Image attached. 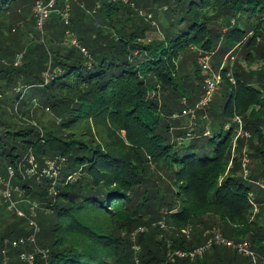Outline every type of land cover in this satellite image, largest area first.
Returning <instances> with one entry per match:
<instances>
[{
  "label": "trees",
  "instance_id": "16d2710c",
  "mask_svg": "<svg viewBox=\"0 0 264 264\" xmlns=\"http://www.w3.org/2000/svg\"><path fill=\"white\" fill-rule=\"evenodd\" d=\"M38 1L0 0V178L40 205L33 264H252L219 244L191 257L211 230L263 255L264 0H55L42 30ZM221 47L261 67L204 70ZM217 73L220 100L197 109ZM0 227L1 263L28 232Z\"/></svg>",
  "mask_w": 264,
  "mask_h": 264
},
{
  "label": "built area",
  "instance_id": "2783aa9c",
  "mask_svg": "<svg viewBox=\"0 0 264 264\" xmlns=\"http://www.w3.org/2000/svg\"><path fill=\"white\" fill-rule=\"evenodd\" d=\"M54 4H55V0H50L48 4L41 2V1L36 2V5H35L33 11H34V13L38 19L39 30H42L43 25H44V20L46 19L48 14L51 12ZM67 17L68 16H66V18ZM72 43L74 45H77V43L75 41H72ZM82 51H84V50H82ZM228 58H230L231 62L233 63L234 57L231 56V53L226 56L225 60ZM209 61H210V56H204V57L199 59V62L203 66L204 70H208V71L211 70ZM224 66H225V64L222 65L221 69H223ZM220 82H221V77L218 73L213 75L210 79H207L205 81V93L201 99L200 104L197 106V109H200L203 106H206L211 101L213 94L218 90ZM234 122L239 123V129H240V132H239L240 135L239 136L243 135L244 133L241 129L240 119L235 118ZM226 128L229 129V125H227ZM29 162H30V165L32 167L26 171H23V172H27L28 177H35V176L40 177V175L36 169V165H34V163H33V160L31 159V160H29ZM41 174H42L41 176L47 177L50 180H52L53 183L56 181L57 173L55 171L53 163H49L48 166L42 171ZM13 176H14V174L12 172H10V177L7 180H3L0 178V189L3 188V191L0 190V196H2L4 198L5 202L8 205V210H10V211H13V207H12V204L9 202V200L16 197L17 199H19V202H20V199H21V195L18 194L19 189L13 187V185H12V177ZM23 177L25 178L26 176H23ZM15 194H16V196H15ZM23 201L25 203L28 202L27 200H23ZM32 204L33 203H31L30 209H29V207H28V209L30 210L31 215L35 216L37 214H35L34 211H35L37 206L36 205L32 206ZM35 204H37V203H35ZM28 205H29V203L27 204V206ZM253 205L255 207L254 214H256L258 209L256 208L255 204H253ZM34 221L30 220L32 232L27 238H24L21 241L19 240V242H13V243L5 242V245H9L13 248H18L21 246V244H24V245H26L28 243L29 244H35L36 243V237H37L38 233L40 232V229L38 227L36 219ZM214 244H219V245L230 248L231 250L242 255L243 257L250 259L252 264H257L258 262H261L262 264H264V254L260 255L258 252H256L252 248V246L249 242L230 240V239L225 238L222 234H220L218 232H211V237L208 239L205 246L196 250L195 253L191 255V257L202 255L203 252L208 251ZM34 250H37V247H35V249H33V251ZM35 255L36 254L32 251L29 252L28 250H24V251H21L20 253H18L17 259L20 262H24L27 264H33V262L35 260ZM0 264H15V263L11 262L9 252L2 250V259H1Z\"/></svg>",
  "mask_w": 264,
  "mask_h": 264
},
{
  "label": "rangeland",
  "instance_id": "374dc122",
  "mask_svg": "<svg viewBox=\"0 0 264 264\" xmlns=\"http://www.w3.org/2000/svg\"><path fill=\"white\" fill-rule=\"evenodd\" d=\"M159 36H160L159 32L154 33V34L151 33V34L148 35L149 39L158 38ZM224 51H225L224 47H221L220 49L217 50V52L215 53V55L212 56V60H210V62L212 63V66L215 67V68H217V70H219L221 68V65H224V63H225V60H224V58H225L224 57ZM232 52H233V50L230 53H231V56L234 55V60H235V62L233 61L234 62V66L239 65L245 72L255 71V70H257V69H259L261 67V63H256L255 65L251 66L250 68L247 67V62L245 61V56H246L247 52L244 50V48L243 49H240L236 53L235 52L232 53ZM193 61L194 60L192 59V57H189L188 56L185 59V62L183 63V66L181 67V71L184 74H186V75L188 74L190 76L191 82L194 84V88L196 86H198V89H199L201 87L202 82H204V81L200 82V81H198L199 79L197 80V78L195 77L193 71H196V67L193 65ZM226 66L227 65H225V67ZM200 72H201L200 73L201 76L205 75L204 72L202 73V70L201 69H200ZM219 87H220V85H219ZM223 88H224V84L222 85V88L221 89L223 90ZM222 90H220L219 92L217 90L213 94L210 102H214V101H217L218 102L220 100V97H221L220 95L222 93ZM223 101L224 100H222V102ZM195 103H196V99H195ZM46 113H48V111H46ZM188 117L187 116H182V114H180V113H177L176 114L175 121L178 122V125H176V127H175L176 130L175 131L181 130V131H186L187 132L188 129H192L193 127L195 128V122L194 121H190V118H188ZM234 120H233V122H234ZM242 124H243V122H242ZM230 127L231 126L229 125V129H230ZM207 129H208V127H207ZM229 129L226 128L227 131ZM239 132H240V129L237 131V134H236L237 137L240 135ZM192 137H194V136L191 135V138ZM183 139H184V137L181 140H183ZM244 152H247V148H246V151H244ZM22 175L23 176H26L25 177L26 180L27 179H31V178L28 177L27 172H23ZM36 177H37L36 181L40 183V177H38V176H36ZM14 183L16 184L15 181H13V184ZM0 190L3 191V188H1ZM9 202L12 204L13 211L8 210V205L5 202L4 198L3 197L0 198V223L1 224H2V222H3V224L8 223V222L10 223L11 219H13V220H15L16 222L19 223L20 230H24V231H27L28 232V235H26V236H24V237H22V238H20L18 240L5 239L3 241V249L2 250L3 251H6V252H9V256H10L11 262H16L15 260H13L11 258V255H10V251L13 250V249H15V248H13V247H11L9 245H5V242H9V243L19 242V240L21 241L22 239L27 238L31 234V232H32L31 225H30V220H33L34 221L35 219H38V212L39 211L42 212V211L40 210V205L35 204L36 202L35 201H32V200H30V201L28 200V202L25 203L22 198L20 199V202H19V199H17L16 197H14L11 200H9ZM28 203H29V205L27 206ZM31 203H33L32 206L33 205H36L37 206L36 209H35V211H34L35 214H37V215H35L36 217L35 216H32L31 215V212L29 210L30 209V206H31ZM28 207H29V209H28ZM41 209H42V207H41ZM215 227L216 226H214V229H215ZM0 229H1V227H0ZM211 232H218V233L222 234L221 231L211 230ZM39 237H40V232L38 233V235L36 237V243L35 244H29V243L26 244V245L21 244L20 250L21 251L28 250L30 252L33 249H35V247H38L37 245H38V238ZM194 253H192V254H194ZM180 255L181 256H184L183 254H180ZM257 264H262V263L261 262H258Z\"/></svg>",
  "mask_w": 264,
  "mask_h": 264
}]
</instances>
